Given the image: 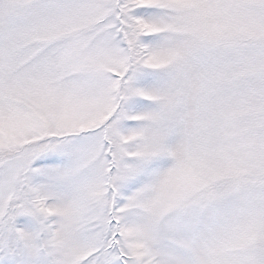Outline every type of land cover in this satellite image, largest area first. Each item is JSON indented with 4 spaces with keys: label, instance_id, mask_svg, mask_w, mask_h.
<instances>
[{
    "label": "snow or ice",
    "instance_id": "1",
    "mask_svg": "<svg viewBox=\"0 0 264 264\" xmlns=\"http://www.w3.org/2000/svg\"><path fill=\"white\" fill-rule=\"evenodd\" d=\"M0 264H264V0H0Z\"/></svg>",
    "mask_w": 264,
    "mask_h": 264
}]
</instances>
